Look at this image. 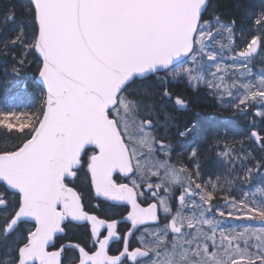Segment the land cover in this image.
<instances>
[{
	"label": "snow or ice",
	"instance_id": "6c2138e0",
	"mask_svg": "<svg viewBox=\"0 0 264 264\" xmlns=\"http://www.w3.org/2000/svg\"><path fill=\"white\" fill-rule=\"evenodd\" d=\"M210 4L29 0L4 54L35 61L42 98L34 110L0 108V264H65L69 249L71 264H264V187L250 190L264 154L217 135L223 171L205 181L196 149L191 163L173 162L157 128L162 108L189 103L169 78L231 98L234 111L264 105V71L253 80L251 67L264 50V10L237 43L236 20ZM3 19L15 23V9ZM249 138L264 153V135ZM81 172L93 207L70 183ZM120 206L119 219L109 215ZM69 224L87 227L91 248L68 238ZM114 241L122 246L109 254Z\"/></svg>",
	"mask_w": 264,
	"mask_h": 264
},
{
	"label": "flooded vegetation",
	"instance_id": "af4514ba",
	"mask_svg": "<svg viewBox=\"0 0 264 264\" xmlns=\"http://www.w3.org/2000/svg\"><path fill=\"white\" fill-rule=\"evenodd\" d=\"M211 8L214 10L213 6L210 4V9ZM167 87L174 95H180L189 102L188 106L184 109H173L171 105L167 106V110L170 113L168 114V118L171 129L169 141L174 148L172 153L173 162L182 161L191 163L189 159L191 151L196 149L198 152V159L196 162L200 166L203 179L205 181L209 178L215 180L216 176L223 171V161L218 155L219 150L223 148V143L217 147L214 137L218 135L222 139L228 140L229 143L235 142V147L239 149V115H248L250 117V114L253 113V106H250L243 112L234 111L231 107V98L226 99L229 97L224 96L221 98L219 95L214 96L211 93H206V90L202 93H192L193 88L188 85L187 81L179 78L175 80L169 78ZM201 89L204 90L205 88L201 87ZM200 100L202 101L201 106L204 109H200L197 103ZM197 109H199V111ZM250 120L253 121L252 119ZM193 122L196 123V127L193 131L185 137H180L178 135V130L191 127ZM241 130L242 133H244V131L246 133L248 132L247 128H241ZM249 142L248 145L250 149H253V141ZM256 175L260 177V173ZM117 179H120L118 175ZM70 183L81 192L86 206L93 207L95 205L96 199L94 194L90 191V177L86 178L84 172H81L79 177L74 181H70ZM239 194V191L233 192V195L239 196ZM220 203H223V201H220ZM123 207L125 206H120L111 210L109 215H113L119 219ZM126 227V225L121 224L120 231L123 233L126 231ZM67 234L68 238H71L73 241H79L82 245L91 248V244L88 242V230L86 226L69 224ZM137 235H139V233H137ZM64 242L66 243L67 239ZM135 243L136 241L133 240V244ZM121 246V242L119 241L112 242L110 244L109 254H115ZM56 247H59V242ZM50 250L55 249L52 248ZM73 251L74 250L69 249L64 255L65 264H71ZM75 254L78 256V252Z\"/></svg>",
	"mask_w": 264,
	"mask_h": 264
},
{
	"label": "trees",
	"instance_id": "16d2710c",
	"mask_svg": "<svg viewBox=\"0 0 264 264\" xmlns=\"http://www.w3.org/2000/svg\"><path fill=\"white\" fill-rule=\"evenodd\" d=\"M211 5L215 13L219 14L223 20L230 21L234 19L237 25H250L254 19L253 17L260 14L264 9V0H211ZM28 6L29 0H0V108L34 110L35 107L39 106L42 98V90L34 81L37 75L35 61L20 66L18 59L16 61L13 60L14 56H19V49L8 51L6 55L4 54V42L11 38L17 28L25 22ZM13 8L16 13L15 23H5L3 17ZM29 59L31 60L32 57ZM14 66L19 69V75H16L13 71ZM22 85L25 87L24 90L21 89ZM205 90L200 88L198 92L202 93ZM205 92L210 93L208 90ZM197 103L200 109H204L201 106V100ZM197 110L199 111V109ZM254 121L258 132L264 135V117H255ZM248 122V115H239V142L241 141V137L248 135L245 131L242 133L241 130V128L247 127ZM247 141L250 143L248 139ZM251 151L257 156L264 154L261 153V148L255 146L253 149H250V146L247 144V149L244 152ZM256 181V176L253 175L252 184H256Z\"/></svg>",
	"mask_w": 264,
	"mask_h": 264
},
{
	"label": "rangeland",
	"instance_id": "374dc122",
	"mask_svg": "<svg viewBox=\"0 0 264 264\" xmlns=\"http://www.w3.org/2000/svg\"><path fill=\"white\" fill-rule=\"evenodd\" d=\"M210 10H212V8ZM250 26H251V24L250 25H247V24H241V25L238 24L237 25V22H236V41H237V43H240L242 38H243L241 33L246 34L247 30ZM251 67H252L253 73H254V76H253V80H254L256 78V75H259L262 71H264V50H262V53L258 57L254 58ZM199 89H192V93H197L199 91ZM23 93H26V92H23ZM146 99H147V97H146ZM226 99H230V98H226ZM255 109H257V110H255ZM258 111L264 112V105L254 104L253 113L250 114V117H260V116L256 115V112H258ZM168 114H170V113L168 112L167 108H162L159 111L158 118H157L158 119L157 128H158L159 134L162 136H166V138H167L166 142H170L169 136L171 134L170 121L168 118ZM252 122H254V121H252ZM247 129H250V131L255 130L258 132L257 126L254 123L252 126H249L247 124ZM250 131H248V134ZM247 139H248V135L246 137H241V141L243 142L244 150L247 149V144H248ZM241 141L239 142L240 147H241ZM256 180H257L256 181L257 183L253 184V186H251V188H250V190L252 192H255L257 188L264 187V173L260 172V177L256 176ZM257 198H259L258 194H257ZM226 223H227V225H231V224L235 225V224H239L241 222L240 221H227ZM5 250H6V252L8 251L7 249L0 247V259H5V257H6V256L4 257Z\"/></svg>",
	"mask_w": 264,
	"mask_h": 264
},
{
	"label": "water",
	"instance_id": "95a60500",
	"mask_svg": "<svg viewBox=\"0 0 264 264\" xmlns=\"http://www.w3.org/2000/svg\"><path fill=\"white\" fill-rule=\"evenodd\" d=\"M35 82L41 87V89H42V86L39 84V82H38V75L36 76V79H35ZM23 88H24V86H23ZM254 140V139H253ZM255 141V140H254ZM259 145V144H258Z\"/></svg>",
	"mask_w": 264,
	"mask_h": 264
},
{
	"label": "bare ground",
	"instance_id": "6f19581e",
	"mask_svg": "<svg viewBox=\"0 0 264 264\" xmlns=\"http://www.w3.org/2000/svg\"><path fill=\"white\" fill-rule=\"evenodd\" d=\"M6 253H7V252H4V257L6 256ZM5 258H7V257H5Z\"/></svg>",
	"mask_w": 264,
	"mask_h": 264
}]
</instances>
